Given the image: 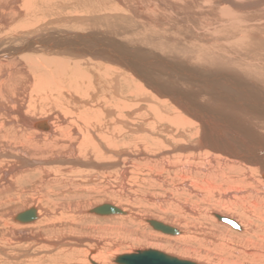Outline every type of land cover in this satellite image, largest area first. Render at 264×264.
<instances>
[{"label": "bare ground", "instance_id": "1", "mask_svg": "<svg viewBox=\"0 0 264 264\" xmlns=\"http://www.w3.org/2000/svg\"><path fill=\"white\" fill-rule=\"evenodd\" d=\"M58 1L0 0V203L14 201L0 211L5 228L0 264H81L78 249L86 241L94 247L83 249L93 253L88 260L101 264L106 242L120 245L111 233L100 234V226L82 224L101 216L133 217L135 225L141 220L183 224L174 234L181 236L169 241L135 234L220 264H264V216L255 213L264 199V0H77L92 11L74 5L80 10L64 16L42 13ZM100 74L108 81L102 88ZM189 128L196 138L188 139ZM193 157L197 164H191ZM169 169L186 172L182 182L170 180L172 188L198 198L215 194L221 211L143 191L137 183L136 196L157 207L173 200L192 215L127 210V200L108 196L132 198V170L139 172L138 183L146 179V185L168 187ZM86 192H103V202L87 199ZM24 193L28 197L22 199ZM250 196L257 201L242 204ZM103 204L123 213L92 211ZM237 207L262 223L246 220ZM32 208V220H18ZM215 214L235 219L241 231ZM203 217L219 226H206ZM116 224L113 231L131 234L124 223ZM255 231L258 242L247 235ZM188 232L205 236L209 244L235 239L255 249L235 250L242 261L216 257L193 247ZM13 247L19 249L7 251Z\"/></svg>", "mask_w": 264, "mask_h": 264}, {"label": "rangeland", "instance_id": "2", "mask_svg": "<svg viewBox=\"0 0 264 264\" xmlns=\"http://www.w3.org/2000/svg\"><path fill=\"white\" fill-rule=\"evenodd\" d=\"M78 1H82V0H78ZM77 0H61V1H58V2H55L54 3V6L53 7H50L51 9H49L47 12H45V10H43L42 9V13L43 14H45V13H47V17H51V18H55V17H58L59 15L60 16H64V15H66V14H68L67 12H69V11H71V12H77L78 10H80L81 9V11H83V10H86L87 8L90 10V11H92L91 9H92V7H91V5L90 4H88L87 6L85 5V4H83L84 6H81L79 3L80 2H78ZM83 1H85V0H83ZM104 1H106V0H104ZM111 0H107L106 2L107 3H109ZM87 2V0L84 2V3H86ZM105 2V3H106ZM110 4H111V2H110ZM74 5H76L77 7H81L80 9H76V7L74 6ZM88 6H90V8L88 7ZM75 9V10H74ZM87 9V10H88ZM87 10H86V12H87ZM89 10H88V12H89ZM74 12V13H75ZM100 77H101V80L99 81V83H98V86H99V88H102L106 83H108V81L104 78V76L102 75V74H100ZM144 123V125H146L147 124V122L145 121H139V124L141 125H143V123ZM171 127V126H170ZM170 130V129H169ZM175 129H173L172 131H174ZM166 131H168V130H166ZM186 131H188V132H186V135H188L187 137H188V139L190 140V139H192V138H196V134H195V131L193 130V129H187ZM130 132V131H129ZM129 132L128 133H126V134H124V136H126V137H133V135H130L129 134ZM194 132V133H193ZM161 133H164V131H161ZM194 134V135H193ZM167 135H170V134H167ZM174 137V136H173ZM159 139H160V137H158ZM169 139H171V138H169ZM122 140V139H121ZM167 144L166 143H164V146H166ZM136 146V148H138L139 146H138V144L137 145H135ZM156 146V145H155ZM168 146V145H167ZM157 147V146H156ZM168 148V147H167ZM165 154V156L166 157H169V158H171V153H169L168 154V152L167 153H164ZM175 154V153H174ZM173 155V154H172ZM190 161H191V164H197L198 163V159H196V157H193V158H190ZM145 162H143L142 164H144ZM177 168L178 169H182L183 170V167H181V166H177ZM178 171V172H175L174 170H172V169H169V170H166V172H165V174L167 175V176H169L170 178H169V183H168V185L170 184V186H168V187H166L165 185H163L162 183L161 184H159V183H156V184H154V185H151V186H149L148 184L146 185V183H144L143 181H146V179H144L143 180V176L141 177L142 178V180L143 181H139V183H138V181L136 182V180L137 179H139L138 178V176L139 175H137L139 172H134L133 173V170H132V173H131V175H130V179H129V185H130V189H129V193L130 194H132V198L131 199H129L130 197H129V195H125V196H120V194H117V193H108V196L109 197H111V198H115V200L117 201V200H122L123 202L124 201H126V202H124L125 203V206L126 207H123L124 209H129L130 210V208H140V209H150V210H152V211H156V213H166L168 216L170 215V216H178L177 215V210H179L178 212H182L183 210L181 209V208H179V207H181L180 206V204H178V202H175L174 201V203H173V200H169L168 199V202H164L165 204H164V206L165 205H167L166 206V208L163 206V204H159L158 205V207H157V204H155L153 201H149V199L148 198H144V197H142V196H136V193H134V192H137L138 191V188H137V186L138 185H141V190H143V191H150V192H154V193H158V195L159 196H163V195H165V194H167V193H170V194H174V195H177V197L179 198V197H181V199H183V200H188V199H190V200H188V201H191V202H193V201H196L197 203H199L200 205H202V206H208V207H210V209H211V207H212V209H214L215 207H219L218 208V210L219 211H221V204L218 202V204L216 203L217 202V196H215V194H209V195H207V194H205L202 198H198V197H196L195 195V197L193 196H191L188 192V194L186 193V191L185 190H183V191H181L182 189H178V188H172V184L170 183L171 181L170 180H172V181H174L176 184H178V183H180V182H182V175H186V172H183V171ZM167 171H171V172H167ZM195 173L196 174V176H199L200 177V179H206L207 178V176H205V175H203V173H201V175L202 176H200V175H197L198 174V172H196V170H192L190 173ZM184 173V174H183ZM175 175V176H174ZM179 175V176H178ZM181 175V176H180ZM182 178V179H181ZM136 179V180H135ZM192 179V178H191ZM34 180V179H33ZM133 180V181H132ZM161 182V181H160ZM138 185H137V184ZM26 184V183H25ZM30 184V183H29ZM103 186H105V184H103ZM132 186V187H131ZM150 188V189H149ZM168 188V189H167ZM174 189V190H173ZM183 189H185L184 187H183ZM134 190V191H133ZM166 190V191H165ZM167 190H169V191H167ZM162 192H163V194H162ZM171 192H173V193H171ZM176 192V193H175ZM185 192V193H184ZM182 193V194H181ZM14 194V198H18L17 196H20L19 194H18V192H16V193H13ZM96 194V195H95ZM85 195L87 196V199H92V200H95V201H97V200H100V199H103V192H100V193H89V192H86L85 193ZM135 195V196H134ZM23 196V197H22ZM89 196V197H88ZM91 196V197H90ZM127 196V197H126ZM21 197H22V199H24V198H27L28 197V195L27 194H21ZM129 197V198H128ZM184 197V198H183ZM51 198H53V197H51ZM55 198V197H54ZM119 198V199H118ZM127 198V199H126ZM188 198V199H187ZM246 198V197H245ZM22 199L19 201V203H20V205L19 206H22L24 203L22 202ZM135 199V200H134ZM212 199V200H211ZM248 199V200H247ZM136 200H137V202H136ZM100 201H102V200H100ZM146 201V202H145ZM169 201H171V202H169ZM246 201V202H245ZM248 201V202H247ZM249 201H251V202H249ZM254 201H257V197L256 198H254V196H250V197H248V198H246L245 200H244V202L242 201V204H248L249 205V207L251 206V203L252 202H254ZM45 202V201H44ZM103 202V201H102ZM114 202V201H113ZM258 202L259 203H261V204H259V208H257V211L255 212V213H259L260 215H263L264 216V199H260V201L258 200ZM5 203H7V204H5ZM9 203V204H8ZM11 203V204H10ZM128 203V204H127ZM130 203V204H129ZM42 204H43V206H44V203L42 202ZM50 203H48L47 205H45V207H47L48 209H51L52 211H56L55 209H54V207H53V205H52V208H51V205H49ZM174 204V205H173ZM244 204V205H245ZM12 205H14V201L13 200H11V201H9L8 199L7 200H5V202H1L0 203V211L1 210H5V209H7L8 207H10V206H12ZM50 207H49V206ZM130 205V206H129ZM136 205V206H135ZM139 205V206H138ZM148 205V206H147ZM171 205V206H170ZM245 205V206H246ZM247 205V206H248ZM252 205H253V203H252ZM18 206V207H19ZM32 206H35V204L34 205H30L29 206V208L30 207H32ZM135 206V207H134ZM151 206V207H150ZM176 208H175V207ZM261 206V207H260ZM168 207V208H167ZM172 207V208H171ZM162 210H160V209ZM163 208V209H162ZM174 208V209H173ZM179 208V209H178ZM173 211H172V210ZM237 209H239V210H237V213H241V214H244L243 212H242V210L239 208V207H237ZM26 210V209H25ZM175 210V211H174ZM182 210V211H181ZM183 212H185V213H187V215L189 214V215H192V214H190V213H188L187 211H183ZM176 213V214H175ZM100 216V215H99ZM244 216H245V214H244ZM117 218H112L111 220H109V219H105V218H103L102 216L101 217H95V218H85V220H83V222L84 223H82L84 226H90V225H93L94 227L95 226H100V229H101V231H100V234L101 233H103L104 234V232L103 231H105V233H107V232H109V233H111L112 234V238L114 239V241H119L120 242V245H118V244H115V243H112V241H107L106 242V244L108 243V245H106V246H104V248L101 250V252H100V254H99V258L100 259H98V262L99 263H101V264H114V262H113V260H114V258L116 257V255H119V254H122V253H130V252H133V251H135V250H137V249H144V248H154V249H161V250H163V251H165V252H169V253H172V254H174V255H177V256H179V255H181L180 257H184V258H189V259H191V260H194V261H199V263H201V264H220V262L218 261L219 259H213L211 256V258L209 257V259H208V257H204V256H201L200 254H196L195 255V253H194V255H188V254H183L180 250H179V246L180 245H174V244H172V246L170 245V244H168V242H166V243H161V242H158V241H156V240H150V241H144V240H142L141 238H139V239H137L138 238V234H142L143 232L145 233V234H149V235H151V236H156L155 238H157V239H167L168 241H169V239L170 238H174V237H177V236H181V235H173V234H168V233H163V232H161V231H159V230H156V229H154L151 225H148L146 222H145V225H143V221L141 220V223H139L138 221H136V222H138L137 223V225H135L134 223H133V221H134V218L133 217H130V219L128 220V219H122L121 217H118V216H116ZM246 218V220H247V218H248V220L250 219V221H255L254 222V224L256 223V225L258 226L259 224H261L262 222L260 221V220H255L254 218H252V217H254V216H245ZM250 217V218H249ZM102 218V219H101ZM215 218V217H214ZM1 219H3L2 217L0 218V220ZM113 219H115V220H113ZM118 219V220H117ZM105 220H107V221H105ZM200 220V222H203V223H205V225L206 226H212L213 228H216V227H218L219 226V224H218V222L217 221H213L214 219H209V217H203L202 219H199ZM124 223L125 224V229H126V227H127V229L128 230H130L131 231V236L130 235H125V234H123V233H126V231L124 230V232H123V230L121 231V230H119V231H113L112 229H114V228H116V227H113V226H116L117 224L116 223ZM132 221V222H131ZM211 221V222H210ZM213 221V222H212ZM143 222V223H142ZM246 222V221H245ZM244 222V223H245ZM216 223V224H215ZM105 224V225H104ZM112 224V225H111ZM123 224V225H124ZM142 224V225H141ZM225 224V223H224ZM177 225H178V223H177ZM175 225L174 224V226H176V227H178V228H182L183 229V227H184V225L183 224H181L180 226L178 225ZM218 225V226H217ZM227 225V224H226ZM242 225V224H241ZM3 226H4V224H0V232H4V230H5V228H3ZM107 226H110V227H107ZM120 226V225H119ZM215 226V227H214ZM232 230H234V231H238V232H240L241 231V229L239 230V229H236V228H232V226L231 225H228ZM247 226V225H246ZM101 227H103V229L101 228ZM107 227V228H106ZM113 227V228H112ZM118 227V226H117ZM132 227V228H131ZM132 230H131V229ZM134 228V229H133ZM136 228H138V229H136ZM140 228H141V232H140ZM62 229H65V228H62ZM105 229H111L112 231H107V230H105ZM185 229V228H184ZM245 229H246V227H245ZM183 231V230H182ZM256 232V233H255ZM254 233H249V234H247V235H250L251 237L250 238H253L255 241H256V239H258V235H260L258 232L259 231H255ZM116 233V234H115ZM121 233V234H120ZM135 233H137V235L135 234ZM184 233V232H183ZM192 233V232H191ZM191 233H187V234H189V236H192L193 237V240L191 241V243H192V245H193V247H196V248H198V250H200V251H203V250H210V252L213 254V256H216L217 257V255H218V257H220L221 255L223 256H221L222 258H227V259H236V256L238 257V259H240V261H242V256H240V255H236L235 254V250H243V251H245V250H247V251H253L254 249H255V247H251V246H245L244 245V247H243V245H241V244H238L239 242L236 240L235 241V239H234V241H231V240H226L225 239V241H222V240H220L219 241V243L217 242H214V244H209L208 242H207V238H205V236H203L202 237V235H198V234H194V236L191 234ZM99 233L97 234L98 236L100 235ZM168 234V235H167ZM191 234V235H190ZM254 234V235H253ZM256 234V235H255ZM82 235H85L84 233H82ZM119 235V236H118ZM123 237H122V236ZM186 235V234H185ZM197 235V236H196ZM246 235V237L248 238V236ZM110 236V235H109ZM127 238H126V237ZM167 236H169V238H167ZM182 236H184V234L182 235ZM253 236V237H252ZM125 237V238H124ZM197 238V240H196V238ZM199 237H201L200 239H199ZM121 238V239H120ZM176 239V238H175ZM252 239V240H253ZM124 240V241H123ZM133 240V241H132ZM251 240V239H250ZM116 241V242H117ZM137 241V242H136ZM201 242V243H198V242ZM248 240H246V242H247ZM25 242V241H24ZM132 242L134 243V244H132ZM256 242H258V241H256ZM86 243V245L88 246H82V247H80L78 250L81 252L80 253V263L81 264H91V262L89 261L90 260V256L93 254V253H89L88 251H84L83 249H85V248H88V249H90V251H91V249L93 248L94 249V247H92V246H89L92 242H85ZM224 243V244H223ZM137 244V245H136ZM159 244V245H158ZM163 244V245H162ZM102 245H105V242H103L102 243ZM118 245V246H117ZM155 245V246H154ZM165 245V246H164ZM202 245V246H201ZM224 245H226L225 247H224ZM25 246V245H24ZM154 246V247H153ZM158 246H159V248H158ZM175 246H177V248L176 249H174L173 247H175ZM198 246H200V247H198ZM206 248H205V247ZM208 246H211V247H208ZM212 246H214V247H212ZM92 247V248H91ZM33 248H34V250L35 249H38V247H36V246H34L33 245ZM200 248V249H199ZM204 248V249H203ZM213 248V249H212ZM235 248V249H234ZM19 248H17V247H13V249H8L7 251H12V250H18ZM81 249V250H80ZM92 249V250H93ZM108 251H110V252H107V250ZM133 249V250H132ZM224 249H225V251H224ZM232 249V250H231ZM234 249V250H233ZM245 249V250H244ZM172 250V251H171ZM219 250L221 251V252H219ZM84 251V252H83ZM123 251V252H122ZM178 251V252H177ZM5 252V251H4ZM4 252H0V260L1 259H3V253ZM84 254H83V253ZM86 252H88V253H86ZM114 252V253H113ZM222 252H224V253H222ZM227 252H229V253H227ZM234 252V253H233ZM119 253V254H118ZM178 253V254H177ZM231 253V254H230ZM86 254V255H85ZM103 254V255H102ZM111 254H113V255H111ZM230 254V255H229ZM234 254V255H233ZM82 255H84L83 257H81ZM220 255V256H219ZM227 255V256H226ZM193 256V257H192ZM198 256V257H197ZM226 256V257H225ZM88 257V258H87ZM106 257V258H105ZM200 258V259H199ZM201 258H203L205 261H202L201 260ZM87 259V260H86ZM89 259V260H88ZM113 259V260H112ZM84 260V261H83ZM86 260V261H85ZM112 260V261H111ZM208 260H209V262H208ZM211 260V261H210ZM81 261H83V262H81ZM106 261H107V263H106ZM217 261V262H216ZM105 262V263H104ZM109 262V263H108ZM10 264V263H9ZM222 264H225V263H222ZM255 264H257V263H255Z\"/></svg>", "mask_w": 264, "mask_h": 264}, {"label": "water", "instance_id": "3", "mask_svg": "<svg viewBox=\"0 0 264 264\" xmlns=\"http://www.w3.org/2000/svg\"><path fill=\"white\" fill-rule=\"evenodd\" d=\"M92 211L99 214L123 213L122 210L110 204H103L94 208ZM34 213V209L32 208L24 213L17 215V218L20 221H29L35 217ZM215 215L219 220L225 221L236 229H241V225L235 219L228 216H221L220 214ZM149 222V224L154 229L159 230L163 233L174 235L179 232L176 227L165 224L161 221L149 220ZM114 262V264H201L197 261L177 257L175 255L154 248L137 249L130 253H122L116 256Z\"/></svg>", "mask_w": 264, "mask_h": 264}]
</instances>
